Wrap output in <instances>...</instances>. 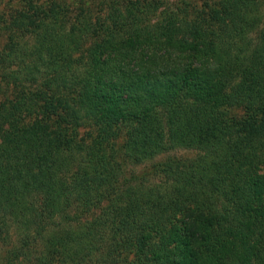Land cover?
<instances>
[{
    "label": "trees",
    "instance_id": "1",
    "mask_svg": "<svg viewBox=\"0 0 264 264\" xmlns=\"http://www.w3.org/2000/svg\"><path fill=\"white\" fill-rule=\"evenodd\" d=\"M58 1L0 24V264H264V0Z\"/></svg>",
    "mask_w": 264,
    "mask_h": 264
},
{
    "label": "rangeland",
    "instance_id": "2",
    "mask_svg": "<svg viewBox=\"0 0 264 264\" xmlns=\"http://www.w3.org/2000/svg\"><path fill=\"white\" fill-rule=\"evenodd\" d=\"M30 0H27V2ZM34 1L37 5H43L46 3V5L50 4V2L52 0H31ZM58 1V0H57ZM59 1H63V2H67L69 4H71V8L73 9V7H80V6H84L88 9H90V11H96V12H103V11H107L108 7L111 6L110 0H59ZM58 1V2H59ZM127 0H120V2L122 3L121 5H124V2H126ZM131 2H134L135 0H129ZM149 0H141V2H147ZM166 2L168 1H172V0H165ZM211 0H186V4L189 7H192L194 9H202L206 6L207 2H209ZM8 2L10 3L9 6H7ZM15 5H17L16 3H11L10 0H5V2H0V24H4L5 21H12V16L11 13L12 12V7H14ZM36 5V6H37ZM83 7V8H84ZM18 7L16 8V11L12 14L13 17L16 15V13H18L17 10ZM21 9V8H20ZM126 139V131H124V133L121 135L120 139H119V143L120 145L123 144L124 140ZM118 143V144H119ZM197 152L195 151H188V150H176V151H172L170 153H167L166 155L160 157L159 159L156 160L155 163L158 162H163L169 159H173V158H177V159H183V158H194L197 156ZM155 163H148L147 167L152 166V164ZM145 168L144 166L138 168L139 170ZM26 264H31L30 262H27Z\"/></svg>",
    "mask_w": 264,
    "mask_h": 264
}]
</instances>
